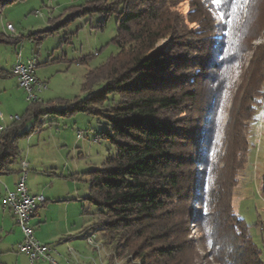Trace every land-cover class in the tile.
I'll return each instance as SVG.
<instances>
[{
	"label": "trees",
	"instance_id": "1",
	"mask_svg": "<svg viewBox=\"0 0 264 264\" xmlns=\"http://www.w3.org/2000/svg\"><path fill=\"white\" fill-rule=\"evenodd\" d=\"M19 1L25 0H0V24L4 9ZM184 1L116 0L83 10L104 15L101 28L118 16L112 41L118 53L88 72L85 99L32 103L2 131L0 177L17 173L12 167L20 142L37 126L42 131L44 118L93 114L110 125L104 137L118 154L89 173L90 194L84 201L99 212L88 229H100L117 259L123 264H197L189 230L193 216L217 264H264L249 227L233 209L238 178L249 160V130L264 109V43L254 46L264 36V0L248 1L244 23L239 0L222 5L191 0L188 16L178 10ZM164 39L169 40L166 47L157 48ZM24 40L0 28V45L19 46ZM248 54L250 64L242 72L224 133L225 166L212 183L231 75ZM11 76L0 70V80ZM29 121L36 125L27 131Z\"/></svg>",
	"mask_w": 264,
	"mask_h": 264
},
{
	"label": "rangeland",
	"instance_id": "2",
	"mask_svg": "<svg viewBox=\"0 0 264 264\" xmlns=\"http://www.w3.org/2000/svg\"><path fill=\"white\" fill-rule=\"evenodd\" d=\"M114 1L116 0H25L7 6L3 11L0 24L2 32L8 36L7 26L13 24L17 34L24 36L25 40L19 46L0 45V70L11 73L18 57L24 61L36 56L40 62L38 76L47 83L49 88L40 95L42 102L59 104L61 101L73 102L76 99H85L87 93L83 91V85L88 72L104 65L111 56L118 53V48L112 43L118 34V16L110 17L106 26L101 28L105 19L104 15L83 14L82 11L93 3L111 4ZM248 1L239 0V5L244 9L242 23H244ZM178 10L182 15L188 16L192 10L191 0L180 4ZM214 15L217 19L220 18L217 14L214 13ZM34 34H38L36 39H28L30 35ZM231 34L232 32H228L229 36ZM168 42V39H164L156 47L164 48ZM263 43L264 36L261 35L255 40L254 46ZM249 64L250 54L243 62L235 66L231 75L224 109L219 121L217 147L213 155V162L217 167L209 177L212 183L220 176L225 166L224 133L230 120L229 112L234 95L238 91V86L242 84V72L248 68ZM10 79L13 82L12 85H8L10 90L0 96V116L2 115L0 129L3 130L12 124L10 118L23 117L30 105L27 103L24 89L16 85L17 80L12 76ZM100 87L102 85L96 86L95 90H99ZM42 121L44 123L42 131H39L37 126L36 132L31 137L21 140L20 156L12 168L17 169L21 160L26 159L29 163L36 160L37 163L50 169L53 167L60 173L69 174L72 172L78 191L83 196V202L81 201L80 204L83 207L82 212L88 213L82 215V218H84V222L96 223L99 208L89 205L84 199L90 194L89 173L100 169L108 158H114L118 154L117 147L104 137V133L111 132L110 125L101 117L85 113L67 118L49 116ZM35 125L34 121H29L25 129L30 131ZM248 135L249 160L238 178L239 183L233 197V209L249 227L250 236L260 250L261 259L264 262L263 108H260ZM198 209L199 207L194 203L192 205L193 212ZM195 219V217H191L189 230H191L190 238L196 248V263L217 264L211 253L212 244L202 239L203 234L201 229L194 224ZM33 224L34 235L41 242L37 227ZM12 229L17 233L10 238H6L10 236V233L9 235L6 232L3 235L0 233V238H3L0 243V253L5 252L10 256L5 261L3 260L6 264H13L19 254L12 241L17 240L21 234L23 236L18 226ZM94 232L97 242L103 244L105 251L113 252L111 247L104 245L100 229ZM76 237L81 241L83 250L85 249L88 255H93L100 262L99 254L89 246L87 240L82 239L81 234H76ZM14 246L15 252L13 251ZM112 257H107L102 253L101 260L104 264H109ZM114 260V264H123L124 262L117 259L116 256ZM22 264H27L24 258H22Z\"/></svg>",
	"mask_w": 264,
	"mask_h": 264
},
{
	"label": "crops",
	"instance_id": "3",
	"mask_svg": "<svg viewBox=\"0 0 264 264\" xmlns=\"http://www.w3.org/2000/svg\"><path fill=\"white\" fill-rule=\"evenodd\" d=\"M15 64L16 61L14 66ZM13 78L16 79L15 77ZM11 83L13 82L10 78L7 80H0V96H3L10 90L8 85ZM16 85L20 87L18 82H16ZM10 119L12 121V118ZM22 162H27L29 165V171L27 173L29 193L33 196L42 195L45 198V202L40 204L38 212L32 219V224L34 223L33 225L37 227V232L40 235L42 244L53 246L56 251L61 254L58 258L60 264H93L94 261L97 262L98 259L93 257V255H88L85 249L83 250L81 241L76 237V234H81L82 239L87 240V237L94 233V230L88 229L94 222L90 224L84 222V218H82V215L88 213L86 212L85 214L84 211L82 212L83 207L80 204L81 201L83 202V196L79 193L75 180L71 178L73 176L72 172L69 174L60 173L53 167L50 169L43 166V164L37 163L36 160H32V162L29 163L26 159H23L19 167L15 169L17 173L12 176L0 177L1 235L5 232L8 235L10 233V236L6 237L10 238L13 234L17 233L12 229L17 226L13 213L11 211H3V199L7 191L16 190L17 182L21 174ZM22 239L23 237L21 234V236H19L17 240H13L12 243L17 246ZM2 241L3 238H0V243ZM14 248L15 246L13 247V251L15 252ZM71 248L74 254L70 253L69 250ZM17 256L14 262L11 260L13 264H22V258L26 260L27 264H30L26 256L21 254H17ZM9 257L10 256L5 254V252L0 253V261L3 263L5 259Z\"/></svg>",
	"mask_w": 264,
	"mask_h": 264
},
{
	"label": "built area",
	"instance_id": "4",
	"mask_svg": "<svg viewBox=\"0 0 264 264\" xmlns=\"http://www.w3.org/2000/svg\"><path fill=\"white\" fill-rule=\"evenodd\" d=\"M7 31L10 37H19L13 24H8ZM40 62L38 57H31L26 60H17L13 75L18 85L26 93L27 103H42L40 95L48 88L47 83L38 76ZM18 116L12 117L13 122L19 121ZM0 129V135L2 133ZM29 165L27 162L21 163V174L17 182L15 191H7L3 199V211H11L15 217L17 226L23 233L22 241L16 246L17 252L28 258L30 264H60L58 258L61 256L53 246L44 245L38 241L34 235L32 219L38 212L40 204L45 202L44 196H33L29 193L27 187V173ZM87 242L98 254L99 261L93 264H104L101 260L102 253L107 257L115 256L113 252L107 253L102 243L96 240V234L92 233L87 237ZM74 254L72 248L69 250ZM79 264V263H78Z\"/></svg>",
	"mask_w": 264,
	"mask_h": 264
},
{
	"label": "snow or ice",
	"instance_id": "5",
	"mask_svg": "<svg viewBox=\"0 0 264 264\" xmlns=\"http://www.w3.org/2000/svg\"><path fill=\"white\" fill-rule=\"evenodd\" d=\"M213 2L217 5H222L223 0H213Z\"/></svg>",
	"mask_w": 264,
	"mask_h": 264
}]
</instances>
